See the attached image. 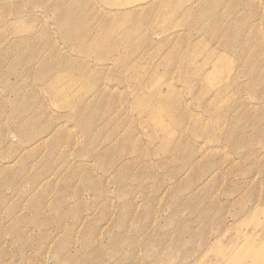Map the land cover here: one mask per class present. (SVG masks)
Listing matches in <instances>:
<instances>
[{"label": "rangeland", "instance_id": "obj_1", "mask_svg": "<svg viewBox=\"0 0 264 264\" xmlns=\"http://www.w3.org/2000/svg\"><path fill=\"white\" fill-rule=\"evenodd\" d=\"M263 48L264 0H0V264H264Z\"/></svg>", "mask_w": 264, "mask_h": 264}, {"label": "bare ground", "instance_id": "obj_2", "mask_svg": "<svg viewBox=\"0 0 264 264\" xmlns=\"http://www.w3.org/2000/svg\"><path fill=\"white\" fill-rule=\"evenodd\" d=\"M6 2V1H5ZM2 5V4H1ZM217 8L218 7H210V9H207V7L206 8H204L203 9V18L205 19V20H207L206 21V23H207V26L208 27H211L210 26V23H214V24H216V26H215V29H213L212 30V32H213V34L214 35H216L217 33V30L219 31V33L220 34H224V29H229L231 26H232V23H234V22H232L233 21V19L232 18H229V20L228 21H224V17L223 16H225V15H222L221 13H219V9L217 10ZM17 13V12H16ZM229 14H227V16H228ZM229 17V16H228ZM230 20H232L231 22H230ZM210 23H209V22ZM224 21V22H223ZM5 22H7V21H5ZM62 24H66L65 22H63ZM30 30V29H29ZM32 30V29H31ZM83 34H85V33H83ZM228 34V33H227ZM226 34V35H227ZM225 35V36H226ZM86 36H87V34H85V36H84V39L86 38ZM39 38H31V40H33V41H35V42H37V40H38ZM229 41L231 40V39H228ZM242 41V40H241ZM260 41V40H259ZM263 42V41H262ZM106 43H107V41H106V38L105 37H103V38H101V39H99V37H97V38H90V41L88 42L87 40L85 41H83V42H81V43H79V44H77V45H75L76 46V48H78L80 51H82V52H86V53H94V54H96V55H98L99 57H101V58H106V59H110V55L108 54V53H110V54H112V55H114L113 54V51H112V49L114 48V46H115V44H117V43H115V44H112V45H106ZM258 43V42H257ZM256 43V44H257ZM243 44V43H242ZM258 45H260V46H258ZM257 45V47H258V49L259 48H262V43L260 44H258ZM52 46V48L54 47V45H51ZM234 46V45H233ZM253 48V47H252ZM241 49H243V50H245L244 48H243V46L241 47ZM240 49V50H241ZM230 50V49H229ZM252 50V49H251ZM263 50H264V48H263ZM249 53V52H248ZM262 53V52H261ZM233 55V54H232ZM262 55V54H261ZM186 57V56H185ZM228 57V56H227ZM226 57V58H227ZM221 58V57H220ZM246 58H247V56H246ZM117 60L115 61V66L116 67H122V54H120L119 55V58H116ZM172 60H174V57H173V59ZM244 61V60H243ZM254 61H255V59H254ZM30 62V61H29ZM187 62V61H186ZM222 62H224V61H222ZM31 63V62H30ZM33 63H34V61H33ZM188 65H189V67L192 65V62H190V59H188ZM245 63V62H244ZM51 65V63H48L47 61H42L41 63H40V69H39V74L41 75V77H42V80L46 83V82H48V81H50V84H49V88L51 89L52 87H53V85L55 84V82L57 81V80H59L60 78H62L63 76H65V74L68 72V71H74V72H78V67H75V65H73V64H71V63H69L68 61H66L64 64H63V66H61V68L60 67H56L55 68V66L54 65H52V66H50ZM29 65V64H28ZM257 67V66H256ZM240 68V67H239ZM219 69H221V61L220 60H218V61H216V65H215V68L212 70V71H210L208 74H206V78L210 75V80L212 79V76L217 72V70H219ZM264 69V68H263ZM263 69H261V71L263 70ZM17 70V69H16ZM80 70L82 71V72H84V74H85V71L83 70V69H81L80 68ZM36 71V70H35ZM259 72V71H258ZM79 74H82V73H79ZM258 74V73H257ZM259 76H260V72H259ZM208 79V80H209ZM261 88V87H260ZM264 88V87H263ZM104 89H107V86H105L104 85ZM223 90V89H222ZM262 91H263V89H261ZM261 90H260V93H261ZM221 92V91H220ZM63 94H65L64 93V91H62V92H60V93H58L56 96H60V95H63ZM102 94H103V91H100V92H97V93H95L94 94V96L95 97H100V96H102ZM259 95V94H258ZM263 95V94H262ZM260 97V96H259ZM213 98V97H212ZM264 98V97H263ZM97 99V98H96ZM92 100V99H91ZM213 100V99H212ZM89 103H90V101H89ZM89 103H87V104H89ZM83 108V109H82ZM90 110L91 108L88 106V105H80V106H78L77 108H76V111L74 112V113H77L76 114V116H79V117H83L84 115H83V112H82V110ZM94 111V110H93ZM83 120V119H82ZM83 125V124H82ZM57 130V129H56ZM55 130V131H56ZM83 130L84 131H86V132H88L89 130H90V128H89V125L87 126V127H85V126H83ZM260 132V131H259ZM37 141H39V142H43V144H44V142H46V138H40V139H38ZM235 147V146H234ZM67 160H68V158H67ZM257 162V161H256ZM256 165V164H255ZM63 166V165H62ZM244 194V193H243ZM241 197H242V195H241ZM263 240V239H262ZM262 247H264V245L262 246ZM253 248V247H252ZM261 250H257L256 251V254H255V258H254V260H258V261H261Z\"/></svg>", "mask_w": 264, "mask_h": 264}]
</instances>
